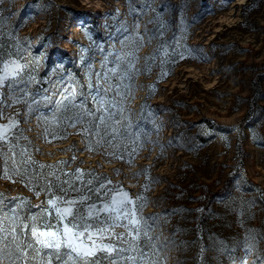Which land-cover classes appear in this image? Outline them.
I'll use <instances>...</instances> for the list:
<instances>
[{"label":"rangeland","instance_id":"obj_1","mask_svg":"<svg viewBox=\"0 0 264 264\" xmlns=\"http://www.w3.org/2000/svg\"><path fill=\"white\" fill-rule=\"evenodd\" d=\"M81 73L130 88L103 151L48 136ZM0 78V264H264V0H0Z\"/></svg>","mask_w":264,"mask_h":264},{"label":"trees","instance_id":"obj_2","mask_svg":"<svg viewBox=\"0 0 264 264\" xmlns=\"http://www.w3.org/2000/svg\"><path fill=\"white\" fill-rule=\"evenodd\" d=\"M71 68L78 70L74 65H71ZM78 77L75 80L77 95L61 98L55 104L54 108H60V112L57 123L54 125L55 132L48 133V136L59 141L71 134H81L84 146L88 145L91 151L94 152H96L95 148L103 151L104 148L107 149L116 144L120 140L121 135L124 134L121 128L116 131L114 129L118 122L123 121V113L132 99L130 88L123 85L122 87L117 86V88L112 90L110 82H106L108 87L106 88L104 83L97 85L87 80L82 73ZM44 112L46 114L49 113L48 110H44ZM145 118L150 120L144 116ZM90 141L94 143V147L90 146ZM70 146L72 147V152L77 153L79 149L77 140H71ZM132 147L125 148V154L119 156L121 157L120 160L126 161L128 164L134 162L138 150ZM61 160L68 162L69 159L62 158ZM76 185L77 183H75L74 188ZM36 193L35 195H37ZM42 197L41 199H43ZM14 200L15 197L8 196V201L13 202ZM27 203L30 212L38 210V205Z\"/></svg>","mask_w":264,"mask_h":264},{"label":"snow or ice","instance_id":"obj_3","mask_svg":"<svg viewBox=\"0 0 264 264\" xmlns=\"http://www.w3.org/2000/svg\"><path fill=\"white\" fill-rule=\"evenodd\" d=\"M19 67H20L19 65L16 66V68H19ZM10 74L15 75V71L12 70ZM2 79L3 78H0V80ZM3 131L6 132L7 128H5ZM0 138H2V134H0ZM49 203L55 205V201H49ZM68 214H70V209H65L61 218H63V216H66ZM130 223L136 224L138 222L136 220H132L130 221ZM32 235L37 238L39 243L47 247L56 248V249H59L61 247V239H60V236L56 232L33 230ZM95 235L96 233H89L88 239L92 240L93 236ZM63 236L65 237L63 243L67 246H73L77 239L84 236V232L74 234L73 228L65 226L63 229ZM41 238H51V240L54 241V243L50 242L49 239H41ZM93 244H95L94 240H93ZM74 250L77 252H83L85 256H92L95 254L96 248L95 247L88 248L86 245L81 244L78 247H74ZM107 251L111 252L112 249L108 248Z\"/></svg>","mask_w":264,"mask_h":264},{"label":"bare ground","instance_id":"obj_4","mask_svg":"<svg viewBox=\"0 0 264 264\" xmlns=\"http://www.w3.org/2000/svg\"><path fill=\"white\" fill-rule=\"evenodd\" d=\"M72 36V34L70 35V37Z\"/></svg>","mask_w":264,"mask_h":264}]
</instances>
